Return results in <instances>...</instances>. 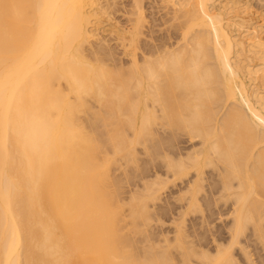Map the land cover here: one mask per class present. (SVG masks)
<instances>
[{"label":"bare ground","instance_id":"obj_1","mask_svg":"<svg viewBox=\"0 0 264 264\" xmlns=\"http://www.w3.org/2000/svg\"><path fill=\"white\" fill-rule=\"evenodd\" d=\"M94 1L0 0V264H237L235 245L245 264H264V16L254 24L243 10L233 11L251 6L247 0L220 2L217 12L210 9L214 0H164L173 11L165 18L177 23L159 43L141 42L137 57L143 0H128L125 11L134 17L113 32L129 62L114 70L83 52L100 34L91 22ZM231 27L248 30L246 38L241 31L234 37ZM248 52L263 61L262 69L252 68ZM242 62L252 82L261 72L263 87L244 82ZM92 108L114 121L107 137L115 156L131 160L129 147L140 143L161 158L163 170L143 182L147 193L137 192L128 204L133 222L151 218L149 201L169 183L182 185L175 235L161 230L163 245L155 251L145 232L139 261L118 231L119 205L107 192L109 158L98 156L100 144L78 117ZM199 194L208 206H225L227 244L211 231L207 241L205 232L184 234L185 209L203 210Z\"/></svg>","mask_w":264,"mask_h":264},{"label":"rangeland","instance_id":"obj_2","mask_svg":"<svg viewBox=\"0 0 264 264\" xmlns=\"http://www.w3.org/2000/svg\"><path fill=\"white\" fill-rule=\"evenodd\" d=\"M95 1H97V0H95ZM95 1H94V3H93V5L95 4ZM165 3V6H164V3ZM225 1L226 0H214L213 1V3L210 5V6H212V7H210V9H212V10H214V12H217V11H220V10H222V8H223V5H225V4H223L222 5V3L224 2L225 3ZM247 1H250V4H251V6H246L247 8H245V6H244V8H240V7H238V8H236V9H234L233 8V11L234 10H236V11H238L239 9V11H244V13H246L245 14V18H247V19H249V20H251L254 24H256V23H258L259 24V20L261 19V17L262 16H264V1L263 2H260V3H258L259 1L258 0H247ZM258 1V2H257ZM105 2L107 3V4H105ZM126 2V3H125ZM128 0H99L98 2H96V5H94L93 7H95L96 8V10H95V8H91V10H95V11H91V13L93 14L94 13V15H95V13H96V15H95V18H96V23L94 22V21H91V22H93L92 23V25L95 27V26H97L98 27V29L95 27V29L96 30H98L99 32H100V34H99V36H95V38L96 37H98L99 38V41H100V43L98 42V39H95V38H93L92 40H94V41H91V43H93V45L90 43V44H85L83 47V52H84V54L87 56V57H89L90 58V60H91V57H93V58H99V60H101L102 61V64L105 66L106 64H108V65H106L107 67L109 66V67H114V70H115V68L116 67H119L120 65H118V63L119 64H123V65H125V63H126V65L128 64V62H129V56H128V58L126 59V57H127V55L126 54H123V48H122V46H121V43H118V42H121V39H118V38H116V36H115V33L113 32V30H114V27H116V25H117V27L118 28H120V30H122L123 28H125V27H129V25H130V21H128V18H132V17H134V16H132L131 14H128V13H126V11L125 10H127L129 7H128ZM169 2V1H168ZM166 3V1H164V0H143L142 1V10H143V17H145V19H143L145 22H144V24H142L143 25V29L142 30H140L141 31V34L138 36V37H140V38H138V42H136V44H135V50L137 51V57H139V55L138 54H141V52L145 49V46L144 45H146L147 46V44L149 45V44H151V42H152V44H151V46L155 43V44H157V43H159L161 40H163V35H164V39H166L167 38V35L166 34H168V35H170L171 34V32L173 31V28H174V25L177 23V19H175V18H168L167 16L169 15V13H170V11H172V9H171V5H168V4H170V3ZM220 2H222V3H220ZM98 3H101L100 5L102 6L101 8L99 7V4ZM219 3L221 4L220 6H219ZM263 3V4H262ZM98 4V5H97ZM111 4V5H110ZM106 5V6H105ZM163 5V6H162ZM260 5H261V8H260ZM257 6H259L258 8H257ZM263 6V7H262ZM92 7V6H91ZM162 7V8H161ZM214 7H216V8H214ZM220 7V8H219ZM222 7V8H221ZM162 9V10H161ZM165 9V10H164ZM217 9V10H216ZM262 10L261 11V16L259 15L260 13V11L259 10ZM101 11V12H100ZM156 11V12H155ZM168 11V12H167ZM257 11H259V12H257ZM117 12V13H116ZM121 12V13H120ZM129 12V11H128ZM168 13L167 14V16H166V18H165V14L166 13ZM173 12V11H172ZM171 12V14L173 15V13ZM252 12V13H251ZM115 13V14H114ZM119 13V14H118ZM259 13V14H258ZM107 14V15H106ZM148 14V15H147ZM171 14L169 15V16H171ZM248 14H250V15H248ZM254 14V15H253ZM94 15H93V17H94ZM97 15H100V16H97ZM117 15V16H116ZM244 15V14H243ZM258 15V16H257ZM105 16V17H104ZM160 16V17H159ZM250 16V17H249ZM91 17V16H90ZM119 17V18H118ZM95 18H90L91 20H95ZM107 18V19H106ZM163 18V19H162ZM257 18V19H256ZM260 18V19H259ZM97 19H99V20H97ZM168 19H170V21L168 20ZM157 22H156V21ZM164 20H166L165 22H164ZM167 20H168V22H167ZM254 20H256V21H254ZM103 21V22H102ZM162 22H164V23H162ZM171 24H170V23ZM125 23V24H124ZM142 23V22H141ZM159 23V24H158ZM170 25H169V24ZM109 24V25H108ZM110 24H112V25H110ZM149 25H150V27H149ZM111 26V27H110ZM140 26H141V24H140ZM103 27V28H102ZM161 27V28H160ZM122 28V29H121ZM107 29V30H106ZM145 29V30H144ZM230 29H232L231 30V32H232V34H234L233 36L234 37H237V35L239 34V32L241 31V32H243L244 31V35H242L241 34V32H240V37H245L246 38V33H247V31L248 30H246V29H243V31H242V29L238 32V31H236L237 29H238V27H231ZM101 30V31H100ZM106 31V32H105ZM143 31H144V33H143ZM158 31V32H157ZM112 32H113V34H112ZM154 32V33H153ZM167 32V33H166ZM238 32V33H237ZM96 34H97V31H96ZM147 34H149V35H147ZM154 34V35H153ZM104 35H107V36H104ZM263 35V36H262ZM110 36V37H109ZM114 38H113V37ZM149 36H151L150 38H149ZM157 36H158V38H157ZM142 37V38H141ZM147 37V38H146ZM260 37L261 38H264V34L262 33L261 35H260ZM100 38H102V39H100ZM106 38V39H105ZM108 38V39H107ZM111 38H112V40H111ZM161 40H160V39ZM245 38H241V39H245ZM110 39V40H109ZM118 39V40H117ZM145 39V40H144ZM152 40L151 42L150 41H148V40ZM157 39H159L160 41H158ZM173 39V38H172ZM171 39V40H172ZM237 39H239L240 40V38L238 37ZM101 40H102V42H101ZM108 41V43H107V41ZM114 40V41H113ZM140 40V41H139ZM142 40V41H141ZM143 40H144V42H143ZM148 42H147V41ZM238 40V41H239ZM106 41V42H105ZM124 41H126V40H124ZM153 41H154V43H153ZM97 42L99 43V44H97ZM103 42H105V43H103ZM144 44L143 46H142V43ZM150 42V43H149ZM101 44H103V45H101ZM105 44H108V45H105ZM115 44V45H114ZM118 44V45H117ZM139 45V46H137V48H136V45ZM245 44H246V41H245ZM244 44V45H245ZM97 45V46H96ZM120 45V46H119ZM86 46V47H85ZM99 46V47H98ZM105 46V47H104ZM93 47V48H92ZM115 47V48H114ZM88 49V50H86V49ZM239 48V47H238ZM90 49V50H89ZM91 49H92V53H91ZM94 49V50H93ZM97 49V50H96ZM109 49V50H108ZM123 49V50H122ZM111 50H112V53H111ZM102 51H103V53H102ZM118 53H117V52ZM121 51H122V53H121ZM139 51H140V53H139ZM88 52H90V53H88ZM114 52V53H113ZM88 53V54H87ZM251 54L250 56H252L253 57V55H255V54H253V53H251V52H248V53H246V54ZM121 54V55H120ZM89 55H91V56H89ZM93 55V56H92ZM259 55V54H258ZM258 55L256 54V56L258 57ZM263 54H261V56H262ZM97 56V57H96ZM99 56V57H98ZM101 56H103V57H101ZM105 56V57H104ZM107 56V57H106ZM141 56V55H140ZM260 56V57H261ZM109 57V58H108ZM113 57H116V58H113ZM122 57H123V59H122ZM241 58H242V56H241ZM245 58V56H243V58L242 59H244ZM254 58H255V61H254ZM110 59V60H109ZM93 60V59H92ZM105 60V61H104ZM113 60V61H112ZM124 60V61H123ZM245 60H247L246 58H245ZM248 61V60H247ZM250 61V60H249ZM254 61V62H253ZM121 62V63H120ZM263 61L261 60V59H257L255 56L252 58V60H251V64L253 65V67L252 68H255V67H257V65H260V66H258V67H261V69H262V66L261 65H263V63H262ZM111 63V64H110ZM114 63V64H113ZM243 64H242V67L245 65V63H246V61H245V63L244 62H242ZM260 63H262V64H260ZM116 64L118 65V66H116ZM115 65V66H114ZM251 65V66H252ZM256 65V66H255ZM105 66V67H106ZM255 66V67H254ZM257 67V68H258ZM264 67V66H263ZM245 67H243V72L245 73L246 72V68L244 69ZM112 68H110L109 70L110 71H113V69L111 70ZM119 69V68H118ZM260 69V68H259ZM264 70V69H263ZM114 72V71H113ZM117 72V71H116ZM243 73V74H244ZM258 74H256L255 75V77H257L258 79H260L261 78V72L260 71H258L257 72ZM263 73V72H262ZM242 76H244L245 78H243V79H245L244 80V82L249 86L250 85V87H251V85H253V83L254 82H256V84H258V85H261L262 84V86L261 87H263V83L261 82V80L259 81V80H257V78L255 79V81L254 82H252L250 79H249V76H248V74L247 73H245L244 75H242ZM247 77H248V79H247ZM251 81V82H249V81ZM259 81V82H258ZM261 82V83H260ZM92 104H94L95 105V102H94V100H91L90 101ZM95 110V108L93 109H89V110H87L86 112L87 113H89V114H87L86 112H82V113H79V119H81L80 121L82 122V124H84V130L86 131V132H89L91 135H92V133H93V138H94V140H95V143L97 144V146H98V143L100 144L98 147H99V154H98V156L99 155H101V158L102 159H104L105 158V154H106V159L105 160H107L108 158V160L110 161H108V167L107 166H104L105 168L104 169H107L106 170V172L107 173H109L108 174V177L107 178H109L108 180H107V192L109 191V194L111 193L112 194V196H113V198H112V203H113V205L115 206V207H117L118 205H119V207L116 209L117 211H118V213H119V216L120 217H118V222H117V225H118V231L120 232V234H121V236H122V238H123V240H125V243L123 244L124 245V249L126 250L127 248H128V254L129 255H131L132 253H134V254H132V255H134L135 256V254H136V256H135V258H137L138 259V261L139 260H141L143 257H141L142 255H144L145 254V245H147L148 244V242L147 241H145L144 240V236H146L145 235V232H146V234H147V236H149L150 235V237H151V239H152V242H153V244H154V246H153V250H155V251H160L161 250V246L163 245V242L161 243L159 240L161 239L160 237L161 236H159V232L161 231V230H167L168 231V233H167V236L169 237V238H172L175 234V229H176V224H179L178 222H175V221H173V219H175V217H176V219H178L179 217H181V215H176L177 214V211L180 209L179 208V205H180V203H182L183 204V202H179V201H177V195L182 191V185L181 186H172L171 185V183H169L168 185H167V188H165V191H163V190H161V192L162 193H158L157 194V199L156 200H154V203H152L151 202V200L149 201V203H151V205H150V207L148 208V214H150L149 216L151 217V218H149V220H147L146 222L145 221H143V220H141L140 218H137L134 222H133V220H132V218L130 217L131 215V207H130V205H128V204H130V202H132V201H135V200H138V196H139V198H140V196L141 195H143L144 193L146 194L147 193V191H145L146 189H145V185H144V187H143V182L145 181V179L147 178V180L149 181V182H151L150 180L151 179H153V178H151L152 176H153V174L152 173H154L155 171H157V169L160 167V169H162L163 167L161 166L162 165V162L159 160V158L160 157H158V156H153V154L156 152H145L144 151V149L142 148V145L140 144V143H135V144H132V146L131 147H129V148H131V149H134V153L131 155V160H126V158H123V157H120V156H118V155H114V152H112L113 151V147H111L110 146V144H109V140H108V134H110V132L113 130V129H111V127L113 128L114 126L113 125H111V123H113L112 121L110 122L109 120H103L102 119V116H100L99 117V114H94L93 113V111ZM90 111H92V113L91 114H94L93 116L92 115H90ZM101 120V121H100ZM104 122H103V121ZM107 121V122H106ZM85 122V123H84ZM107 124V125H106ZM87 127H86V126ZM111 125V126H110ZM104 127V128H103ZM90 130V131H89ZM110 131V132H109ZM131 136V135H130ZM103 141V142H102ZM105 141V142H104ZM108 141V142H107ZM105 145V146H104ZM179 145V147H180V149H181V151H186V150H184V149H186L187 147H188V145H186V144H181V143H179L178 144ZM183 145H185V146H183ZM184 147V149H182ZM101 148V149H100ZM105 150V152L106 153H104V150ZM100 150H101V152H100ZM103 151V152H102ZM103 154V156H102V154ZM153 153V154H152ZM108 156V157H107ZM154 158H153V157ZM100 157V156H99ZM104 157V158H103ZM116 157V160H114V158ZM118 157V158H117ZM113 158V160H112V163H111V160L110 159H112ZM153 159V160H152ZM161 159V158H160ZM163 160V159H162ZM117 161V162H116ZM114 162H116V163H114ZM153 162V164H155L154 166L156 167H154L151 163ZM158 162V163H157ZM160 163H161V165H160ZM153 167H152V166ZM145 166V167H144ZM147 166H148V168H147ZM107 167V168H106ZM103 168V167H102ZM145 170H147L148 169V171H144V169ZM152 168V169H151ZM210 168H206L205 169V176H207L208 178L209 177H211L212 175H210V170H209ZM141 170H142V172H141ZM151 170V171H150ZM163 170V169H162ZM140 171V172H139ZM143 173V174H142ZM145 173H148V174H145ZM159 173H160V171H159ZM138 174H139V176L140 177H144V179H140V177L138 176ZM161 174H162V171H161ZM144 175H147L146 177L144 176ZM209 175V176H208ZM163 176V175H162ZM136 177V178H135ZM164 177V176H163ZM163 177H161V178H163ZM110 180V181H109ZM146 180V181H147ZM142 181V182H141ZM111 182V184H108V183H110ZM148 182V183H149ZM208 184L209 183V181L207 182V181H205L204 182V184ZM204 185V186H206V187H204V189H207L208 188V186L207 185ZM135 185V186H134ZM140 185H141V187H140ZM155 185V186H154ZM171 185V186H170ZM110 186V187H109ZM152 188H156V187H158V186H156V184H152V185H150ZM168 186H170V187H168ZM142 188V189H141ZM145 190H144V189ZM109 189V190H108ZM178 189V190H177ZM133 191V192H132ZM134 191H136V192H134ZM140 191V192H139ZM114 192V193H113ZM137 192H138V196L135 198L134 196H136L137 195ZM142 193V194H141ZM132 194H134V195H132L133 197H134V199H132L131 197V195ZM164 194V195H163ZM174 195V196H173ZM200 195V194H199ZM131 196V197H130ZM160 197V198H159ZM175 197V198H174ZM129 198H130V200L131 201H129ZM159 198V199H158ZM200 199H198V201H199V203H198V205L200 206V205H202L201 207H199V208H202L203 210H201V211H198V209H195L194 210V207H192V208H188V210L187 209H185V208H187V207H185V205H183L184 206V209L186 210V216H185V224L183 225V223H182V226H184V228H186V230L184 231V234H191V235H193V234H195V233H197V232H199V233H204L205 232V237H207V238H205V240L207 241V240H209V234L207 233V232H210L211 231V233H213V234H216V235H214V236H216V237H218L220 240H219V242H221L222 240H223V242L225 241H227V239H229L228 238V236H229V234H225V232H227V231H225L226 230V226H227V221H226V219L228 220V218H229V216H228V218H227V216H226V218H225V221H224V215L223 214H227L228 212H227V210H225L226 211V213H223V210H222V212H221V208L223 207L224 209H226L225 208V206H223L221 203H219L220 205L218 206V204L216 205L217 206V208H218V210L222 213L221 215H219L220 214V212H218V210H217V208H216V206L214 205L213 206V204H211V205H207V202H206V204H205V200H201V195H200V197H199ZM169 199V200H168ZM174 199V200H173ZM167 200V201H166ZM176 200V201H175ZM201 200V201H200ZM156 201V202H155ZM133 203V202H132ZM185 203V202H184ZM118 204V205H117ZM181 204V205H182ZM197 205V206H198ZM222 205V206H221ZM212 208H211V207ZM195 207H196V204H195ZM120 208V209H119ZM211 208V209H210ZM222 208V209H223ZM205 209V210H204ZM150 210V211H149ZM176 211V212H175ZM193 211H196V212H193ZM197 211H198V213H197ZM204 211V212H203ZM211 211H212V213L214 214V213H216V215H213V214H211ZM218 212V214H217V212ZM224 211V212H225ZM130 212V213H129ZM187 212H188V214H187ZM191 213V214H190ZM203 213H205V214H203ZM175 214V215H174ZM130 215V216H129ZM174 217H173V216ZM201 217H200V216ZM207 215H212V217H210V216H207ZM179 216V217H178ZM203 216H205L206 218L207 217H210V218H208L207 219V224H205V222L204 223H202L201 224V219L200 218H202ZM214 216H216V217H214ZM219 218H218V217ZM172 219H171V218ZM178 217V218H177ZM214 217V218H213ZM189 221H188V220ZM212 219V220H211ZM221 220V221H220ZM162 221V222H161ZM168 221V222H167ZM223 221V222H222ZM229 221V220H228ZM122 222V223H121ZM150 222V223H149ZM171 222V223H170ZM200 222V223H199ZM152 223V224H151ZM194 223V224H193ZM209 223H210V227H209ZM147 224H148V226H149V229H148V226H147ZM154 224V225H153ZM170 224V225H169ZM181 224V223H180ZM191 224V225H190ZM197 224H199V225H202L201 227L200 226H198ZM213 224V225H212ZM150 225H151V227H150ZM165 225V226H164ZM172 225V226H171ZM203 225H204V227H203ZM205 225H207L206 227L208 228V229H210L209 231H207V230H204V229H207L206 227H205ZM224 225H226V226H224ZM216 226H217V228H216ZM174 227V228H173ZM197 227H198V229H197ZM199 227H200V230H202V231H200L199 230ZM226 227V228H225ZM143 228H144V230H143ZM194 228H195V230H194ZM214 228H216V229H214ZM174 229V230H173ZM213 229H214V231H213ZM225 229V230H224ZM148 230V231H147ZM150 230V231H149ZM224 230V231H223ZM172 231V232H171ZM193 231V232H192ZM219 231V232H218ZM147 232H149V233H147ZM187 232V233H186ZM208 235H207V234ZM172 234V235H171ZM220 234V235H219ZM131 238H130V237ZM209 236V237H208ZM134 237V238H133ZM224 239H223V238ZM227 237V238H226ZM158 238V239H157ZM229 241V240H228ZM228 241L226 242V244L228 243ZM131 242H132V244H131ZM155 242V243H154ZM158 242V243H157ZM209 242V241H208ZM223 242H221V243H223ZM225 242L223 243V244H225ZM128 243V244H127ZM144 243V244H143ZM158 245H157V244ZM142 244V245H141ZM210 245V247L212 246V243L210 242V243H208V246ZM131 248H130V247ZM133 246H135V248L133 247ZM236 246V248H238V246L237 245H235ZM132 248H134V249H132ZM142 250H141V249ZM155 248V249H154ZM234 248V247H233ZM236 248H234L233 250H234V252H232V254H234V256L237 258V264H245V261L243 260L244 258H242L241 256H239V255H241V252H239L238 251V249H237V252H236ZM249 248V247H248ZM129 249H131L132 251V253L130 252V250ZM249 249H251V248H249ZM232 251V250H231ZM144 254H143V253ZM139 253H142L141 255H139ZM251 254L252 255H254L253 254V250H251ZM138 255L141 257V259L138 257ZM253 258H255V255H254V257ZM239 260H241L240 262H239ZM247 264V263H246Z\"/></svg>","mask_w":264,"mask_h":264}]
</instances>
